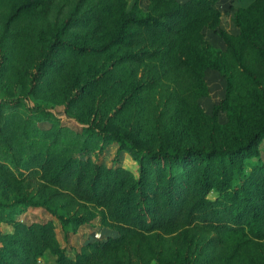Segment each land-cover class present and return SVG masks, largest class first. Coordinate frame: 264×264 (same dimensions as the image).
<instances>
[{"label":"trees","instance_id":"obj_1","mask_svg":"<svg viewBox=\"0 0 264 264\" xmlns=\"http://www.w3.org/2000/svg\"><path fill=\"white\" fill-rule=\"evenodd\" d=\"M141 1L0 0L3 33L27 23L29 31L46 39L41 61L55 49L75 59L102 57L103 65L83 69L82 87L100 79L113 92L121 85L118 106L140 94L157 93L158 105L171 116V122L157 125L159 131L182 124L188 99L189 115L203 130L197 138L144 140L117 127L83 121L82 140L69 151L50 137L51 125L28 133L25 121L31 116L22 118L18 166L0 160V172L7 177V182L0 181L1 191L23 181L22 176L36 178L40 187H54L85 208L99 209L119 234L106 231L70 256L58 247L50 219L24 221L15 215L25 207H43L64 233L66 223L78 225L88 217L56 214L35 197L37 190L24 187L10 201L0 200V222L11 226L0 231V264H46L40 260L46 250L55 255L49 264H124L118 251L127 248L126 234L170 232L191 223L218 237L234 231L264 238V155L258 149L264 138V0H250L232 11L235 34L219 26L216 0H146L145 7ZM53 13L56 21L42 28ZM204 28L221 39V48L206 40ZM205 68L224 80L223 95L206 115L196 101L208 93ZM234 73L255 84L257 93L248 105L236 91ZM18 102V96L0 97V109ZM30 110L37 119L43 108ZM219 110L226 112L223 122L217 120ZM247 114L254 116L253 124H248ZM112 146L136 161L135 175L119 163L117 151L104 162ZM252 157L255 162L246 171L245 160ZM209 191L214 194L209 196ZM218 237L210 240L220 242Z\"/></svg>","mask_w":264,"mask_h":264},{"label":"rangeland","instance_id":"obj_2","mask_svg":"<svg viewBox=\"0 0 264 264\" xmlns=\"http://www.w3.org/2000/svg\"><path fill=\"white\" fill-rule=\"evenodd\" d=\"M126 1L130 5L131 0ZM145 3L146 0H142L141 7H145ZM218 6L226 22L230 19L229 7L226 2ZM67 7L68 5L62 14L67 12ZM50 15L51 17L46 18L40 25L42 28L56 21L54 13ZM224 27L228 32H236V28L231 26L230 22L224 24ZM28 28L27 23H16L7 33H3L0 21V97L18 96L19 100L15 106L0 109V160L11 168L18 166L16 160L20 154L17 146L18 143H24L21 132L24 122L22 118L28 116H31L25 121L28 133L34 132L36 128L51 125L50 137L54 136L53 138L58 141L57 147L64 146L69 151L76 150L82 140L83 121H95L109 127H117L144 140L157 136L167 138L202 136L203 130L198 129L194 118L189 115L188 99H184L183 102L185 114L182 124L173 130L165 127L159 131L157 125L164 121L171 122V116L162 110L161 103L158 105L157 93L140 94L128 104L118 106V94L123 89L121 85L115 86V92L113 86L108 87L104 79L93 81L87 87L81 86L83 69L103 65L102 57L75 59L63 50L55 49L47 60L41 61L46 39L37 36ZM204 35L210 44L222 47L220 38L216 37L212 30H205ZM183 76L186 77V74ZM233 76L236 91L241 96L243 104L248 105L252 100L250 96L256 92L255 84L250 85L238 73H234ZM203 79L208 93L197 97L196 101L206 115L209 114L212 104L223 95L224 80L210 68L204 69ZM35 105L43 108L37 119H34L30 110L32 107L35 108ZM261 109H264V106ZM246 118L248 124H253L252 114H247ZM225 119L226 112L219 110L217 120L223 122ZM115 149L114 146L108 148L103 156L105 163L111 161L117 151ZM258 149L263 157L264 138L259 142ZM93 151L89 154L92 155ZM117 153L119 163L135 175L136 161L126 150ZM253 162L254 157L245 160L246 171L249 169L248 165ZM4 177L6 174L1 171L0 181L5 183L7 177L6 180ZM22 180L9 185L5 191H1L0 187V200L8 202L14 195H19L24 187H29L31 190H37L38 194L35 197L43 201L46 208L54 213L62 216L81 214L88 217L86 222L78 225L66 223L64 233L59 227L58 220L43 207H25L22 212L15 215L24 221L50 219L58 247H64L68 255L73 256L74 252L88 241L103 238L106 231L119 234L115 226L102 219L99 209L85 208L70 195L60 193L54 187H40L36 184V178L22 176ZM213 194L212 191L208 193L209 196ZM10 230L9 224L0 222L1 232ZM213 236L218 237L215 233L199 229L196 223L177 227L170 232H144L142 235L128 233L125 236L129 241L127 248L120 249L118 256L124 264H264V238L252 239L238 232L227 231L218 237L220 242L214 243L210 240ZM54 257L53 253L46 250L40 260L49 264Z\"/></svg>","mask_w":264,"mask_h":264},{"label":"crops","instance_id":"obj_3","mask_svg":"<svg viewBox=\"0 0 264 264\" xmlns=\"http://www.w3.org/2000/svg\"><path fill=\"white\" fill-rule=\"evenodd\" d=\"M250 0H216V4H217V6H218V4H221V3H224V2H226V4L228 5V7H229V11H230V16H231V13H232V11L235 9V8H237V7H239V6H243V5H245L246 3H248ZM220 6H218V9H219V11H220V8H219ZM220 14H221V12H220ZM227 22H230L231 23V26H234L233 25V22H232V20L231 19H228L226 22H225V19L221 16V22H220V24H219V26L221 27V28H223L224 30H226L225 29V27H224V24H226ZM235 27V26H234ZM236 28V27H235ZM205 30H210V29H207V28H204L203 29V34H205ZM227 31V30H226ZM228 32V31H227ZM236 32H237V29H236ZM236 32H233V31H229V33H231V34H235ZM205 36V35H204ZM216 37H218V36H216ZM219 38V37H218ZM207 40V39H206ZM208 41V40H207ZM220 41H221V39H220ZM209 42V41H208ZM221 44H222V41H221ZM218 47V46H217ZM221 48V47H220Z\"/></svg>","mask_w":264,"mask_h":264}]
</instances>
